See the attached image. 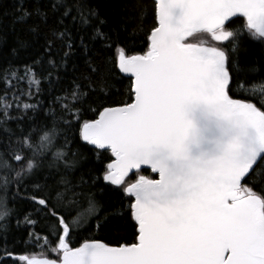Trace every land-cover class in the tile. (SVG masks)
Wrapping results in <instances>:
<instances>
[{
    "label": "snow or ice",
    "instance_id": "1",
    "mask_svg": "<svg viewBox=\"0 0 264 264\" xmlns=\"http://www.w3.org/2000/svg\"><path fill=\"white\" fill-rule=\"evenodd\" d=\"M106 7L0 0V264H264V0Z\"/></svg>",
    "mask_w": 264,
    "mask_h": 264
},
{
    "label": "trees",
    "instance_id": "2",
    "mask_svg": "<svg viewBox=\"0 0 264 264\" xmlns=\"http://www.w3.org/2000/svg\"><path fill=\"white\" fill-rule=\"evenodd\" d=\"M3 2L10 3L11 0H3ZM120 2L121 0H103V3L107 6L105 9H103L106 13L105 18L107 19L108 23L112 27H116L118 25L119 20H120V11H121L120 8H115L112 6L117 5ZM146 3L150 8L152 0H146ZM146 21L147 23L145 24V27L150 28L151 23H152L151 17L150 16L146 17ZM128 27H129V31H131L132 26L129 25ZM137 35L141 37L140 39L136 40L137 52L146 51V44H145L146 37L143 36V33H137ZM190 39L193 42H196L195 37H192ZM5 56H6V53H5ZM240 58H241V64H243L250 57L248 56L246 52L241 51ZM6 66L7 65L5 64L4 57H0V68L6 67ZM120 79H122V84H117V87L120 88L122 91H124L125 95L116 96L115 99L127 100L128 96L126 93H127V86L129 84V80L126 76H123V75L120 76ZM67 83H70V81H68ZM67 83L64 86H67ZM234 91L237 92V96L234 98H239V90L234 89ZM47 103L51 106L50 98H47ZM101 103H103L104 106H114V105H111V100H104V101H101ZM92 107L95 109L98 107V104H93ZM93 118H96V113L93 111H88L83 116V119H93ZM92 162H95V161L93 160V161H90L89 163H92ZM104 162L106 164L109 161L105 160ZM142 174L145 176L153 175L150 172V170H145ZM132 179H135V177H132ZM83 207L86 208L87 205L84 204ZM133 231L134 230L131 228L130 224L127 226L122 225L120 227L110 226L108 228H102L100 230L92 228L90 231H85L82 229L80 235L72 237L70 246L74 248L79 247L86 239L87 240H93V239L100 240L102 243L108 244L109 246H118L120 244L132 243L134 242ZM28 243L29 242L26 239L23 242H21V238L18 236L15 247L17 248V250L26 248L27 249L26 254H34L36 255L37 258L42 257L46 259H57V256L55 253H51V252L42 253L38 247H29ZM9 247H12V245L10 244Z\"/></svg>",
    "mask_w": 264,
    "mask_h": 264
},
{
    "label": "rangeland",
    "instance_id": "3",
    "mask_svg": "<svg viewBox=\"0 0 264 264\" xmlns=\"http://www.w3.org/2000/svg\"><path fill=\"white\" fill-rule=\"evenodd\" d=\"M38 259H46V258L38 257Z\"/></svg>",
    "mask_w": 264,
    "mask_h": 264
},
{
    "label": "water",
    "instance_id": "4",
    "mask_svg": "<svg viewBox=\"0 0 264 264\" xmlns=\"http://www.w3.org/2000/svg\"><path fill=\"white\" fill-rule=\"evenodd\" d=\"M113 247H115V246H113Z\"/></svg>",
    "mask_w": 264,
    "mask_h": 264
}]
</instances>
